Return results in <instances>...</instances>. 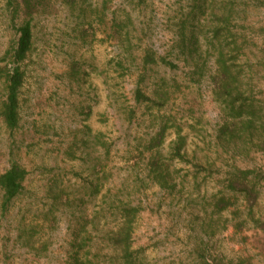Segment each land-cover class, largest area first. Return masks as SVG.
<instances>
[{"label": "rangeland", "instance_id": "rangeland-1", "mask_svg": "<svg viewBox=\"0 0 264 264\" xmlns=\"http://www.w3.org/2000/svg\"><path fill=\"white\" fill-rule=\"evenodd\" d=\"M9 1L0 0V70L6 72L13 64L16 27L25 19L23 13L11 16ZM36 1L31 17L32 49L22 65L25 78L19 94L17 127L7 128L0 117V174L14 163L28 172L24 193L4 209L0 190V264H65L68 239L74 229L71 226L77 222L71 213L78 216L83 212L88 218L102 208L108 213L109 188L139 209L131 237V248L140 257L138 264H200L202 249L210 260L224 264L239 259L264 264V230L259 225L264 223V180L260 181V194L252 211L243 209L240 195L233 197L242 209L236 214V207H230L222 213L220 222L226 220V229L208 235L202 221L205 209L212 212V195L224 189L229 165L264 173V152L246 159L232 158L216 144L221 106L212 96L207 76L200 82L189 79L191 63L177 61L176 67L150 63L146 75L141 67L140 58L147 50L162 56L170 50L178 23L192 8L191 0ZM230 1L239 3L230 18L231 30L247 42L241 45L239 60L243 81L264 103V0ZM210 10H204L201 24L209 21ZM115 24L122 34L116 39L110 36ZM83 29L88 33L82 36ZM207 47L203 44L202 50ZM210 51L208 65L214 62ZM74 63L82 78L77 82L69 76ZM142 75L145 80L140 86L146 92L158 77L177 85L172 87L161 113L173 115L182 126L189 152L196 150L197 156L204 155L212 162L209 171H200L196 181L192 163L178 161L171 166L172 188H162L149 179L144 159L147 153L141 158L136 147L154 133L156 127L151 122L156 110L133 99ZM3 80L0 74V105L5 98ZM131 109L135 111L133 117L129 115ZM86 126L91 134L101 132L102 139L110 142L108 156L99 145L93 151L77 142ZM173 131H167L164 155L169 152ZM89 152L92 157H101L106 172L98 199L72 202L66 214L57 213L54 229L49 234L47 229L41 233L42 240L48 242L42 253L24 245L18 237L20 229L47 208L49 180L61 174L64 186L74 184L76 188L75 182L80 186L82 177H90L93 161L87 157ZM137 157L141 162L135 163ZM113 217L109 215L101 222L107 220L110 226ZM98 236L93 233L94 242Z\"/></svg>", "mask_w": 264, "mask_h": 264}, {"label": "trees", "instance_id": "trees-1", "mask_svg": "<svg viewBox=\"0 0 264 264\" xmlns=\"http://www.w3.org/2000/svg\"><path fill=\"white\" fill-rule=\"evenodd\" d=\"M70 2L74 3V1ZM9 3L12 6L11 16L13 18H16L19 13L25 15V19L16 27L17 38L11 53L12 67L7 72L3 69L0 70V74L4 75L5 97L0 105V117L7 128L14 129L19 121V94L25 78L22 65L28 58L33 44L31 17L36 10L37 1L10 0ZM191 3V10L178 23L173 43L167 54L162 56L156 55L154 52L153 55L147 50L140 58L143 74H147L148 67L146 65L150 63L154 65L164 63L171 67H176V62L181 60L187 64L191 63L188 69L189 79L200 82L204 76H207L212 86V96L221 106L222 113L215 132L216 144L223 147L225 152L230 153L232 158L246 159L255 152H264V103L254 97L252 87L244 84L243 64L239 60L242 51L241 45L247 42L244 40V36L236 35L230 27L231 15L237 10L239 3L235 4L230 0H191ZM206 8L211 9V17L207 23L201 24V18L205 15ZM117 25L115 24L110 32V36L112 35L115 39L122 37L121 31L118 30L119 25ZM88 26L93 28L91 23ZM86 32L88 33L86 29L80 30L82 36L87 34ZM201 36H203V44L208 45L206 50H202ZM239 38L241 42H239ZM209 49L213 50L214 62L212 65H208L209 52H212ZM144 75L137 81L133 90V99L139 105L144 104L147 109L154 108L156 110L154 120L152 119L151 122V125L156 127L154 133L146 140L140 141L136 147L141 158L144 153H147L144 159H146L148 177L162 188H172L174 172L171 166L178 161L192 163L195 168L194 181H196L201 175L199 172L209 171L207 167L212 162H209L204 155L197 156L196 150L189 152L188 137L187 134L182 133V126L176 122L173 115L167 114L165 111L161 113L172 95V87H177V85L170 84L164 77H158L151 91L146 92L145 88L140 86L145 80ZM69 76L76 82L82 79L76 63L71 66ZM134 114L133 109L129 110L130 117H133ZM169 129H174V138L168 145V154L164 155V145ZM81 134L80 140L77 142L82 147L96 151L95 148L99 145L104 150L103 155L108 156L111 144L102 139L101 132L91 134V129L86 126ZM87 157L93 161L89 168L91 173L90 177L80 179V186L77 182H75L76 188H74V184L68 187L64 186L61 174L55 175L49 180L47 208L41 214L36 213V219L33 218L30 223L20 229L18 237L22 239L24 245L42 253L48 248V242L42 240L41 233L47 229L46 234H49V231L54 229L52 223L55 222L57 213L58 215L61 212L66 214L70 211L72 202L82 204L86 198L89 199L88 201L98 199L104 184L102 178L105 177L106 172L103 169L101 157L99 158L98 155L92 157L90 152ZM140 157H137L138 160L135 163L141 162ZM100 172L101 174H99ZM27 174L28 172L16 163L0 174L2 209L24 193L23 182ZM75 175L77 176L78 173ZM262 180H264L262 171L241 168L234 164L229 165V170L223 180L224 189L219 190V194L212 195L214 200L211 204L212 212L208 213L206 209L204 210L202 221L208 227L209 234L206 229L204 231L208 235H213L221 228L226 229V220L223 219L220 222L222 213L230 207H236L234 211L236 214H238L237 209H242L235 204L233 197L236 195H240L244 200L243 209L252 211L260 194L259 184ZM122 187H124L123 182ZM73 189H75L74 192ZM106 194L109 198L108 206L105 207L108 213L104 208L94 212L89 218L83 212H79L78 216L74 211L71 213L77 217V222L74 227L71 226L74 229L68 239L65 264L139 263L138 252L131 248L133 225L139 209L121 199L119 191L118 194L111 193V188H109ZM107 215L115 218L114 223L110 226H108L107 220L101 222L103 218H108ZM215 215L217 219L213 218ZM220 223L221 227H218ZM259 225L260 229L264 230V223ZM93 233L99 235L96 242L92 237ZM205 250L202 249L199 254L200 264H224L219 260H210ZM228 264H248V262L239 259L234 263L231 260Z\"/></svg>", "mask_w": 264, "mask_h": 264}]
</instances>
